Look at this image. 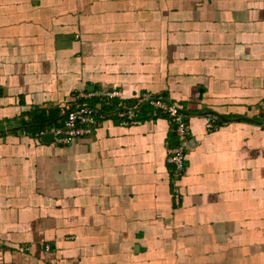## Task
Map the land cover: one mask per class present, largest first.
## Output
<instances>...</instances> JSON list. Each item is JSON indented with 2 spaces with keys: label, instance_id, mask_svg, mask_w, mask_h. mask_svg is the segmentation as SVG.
Segmentation results:
<instances>
[{
  "label": "crops",
  "instance_id": "obj_1",
  "mask_svg": "<svg viewBox=\"0 0 264 264\" xmlns=\"http://www.w3.org/2000/svg\"><path fill=\"white\" fill-rule=\"evenodd\" d=\"M112 90L184 111L180 182L148 109L90 98L68 145L23 126ZM0 264H264V0H0Z\"/></svg>",
  "mask_w": 264,
  "mask_h": 264
},
{
  "label": "built area",
  "instance_id": "obj_2",
  "mask_svg": "<svg viewBox=\"0 0 264 264\" xmlns=\"http://www.w3.org/2000/svg\"><path fill=\"white\" fill-rule=\"evenodd\" d=\"M73 97V96H72ZM102 97L111 100L120 101L121 93L117 90L102 93H79L73 97V102L59 105L61 113L64 115L63 121L59 126L49 129L53 140L58 145H68L77 140L87 138L92 133L97 121L103 119L108 114L101 108L100 104L91 103L90 98ZM138 104L132 108H123L120 103L116 105L111 115L116 116L123 125L137 124L136 112L140 110L143 103L151 105L153 114H165L170 119L176 136V144L168 150L167 162L172 166L174 184L180 182L185 173V154L188 149V127L186 115L180 111L176 105L169 104L161 97H152V94L143 93L137 97ZM215 118H209L206 127L216 129ZM46 131L37 133L34 138H39L46 134ZM175 200L178 201V194L175 193ZM48 251V246H45Z\"/></svg>",
  "mask_w": 264,
  "mask_h": 264
},
{
  "label": "trees",
  "instance_id": "obj_3",
  "mask_svg": "<svg viewBox=\"0 0 264 264\" xmlns=\"http://www.w3.org/2000/svg\"><path fill=\"white\" fill-rule=\"evenodd\" d=\"M142 94H143V93H141L140 95H142ZM152 97H161L163 100L167 101L169 104L175 105L174 103H171V102H170L165 96H163V95H152ZM91 103H94V101H93V102L91 101ZM117 103H119V102L113 100V102H112V106H110V110L114 109V108L116 107V104H117ZM136 104H138V99H137V98L135 99V101H134V105H132L131 108L134 107ZM140 106H142V107L140 108V111H137V112L135 113V114H136V119L138 118L137 115H138L141 111H145V110H147V109L150 111L152 117H165V118L168 120V122H169V124H170V126H171V129H172V132H173V134H174V138H175V144H176V136H175V132H174V127H173V125H172L170 119L168 118V116L165 115V114H160L159 112H158L156 115H154V114H153L154 111H153L151 105H149V104H145V105H143V103H142V104H140ZM144 109H145V110H144ZM180 111H181L182 113H184V111H183L182 109H180ZM184 114H185V113H184ZM185 115H186V114H185ZM63 118H64V115L61 114V117H60L59 121L57 122V121H55V120L52 119V118L44 119L43 116L37 115V116H35V117H32V120H31L30 122H25V123L23 124V126H24V128H26V130L28 131V133H29L32 137H34L37 133H40V132L44 131L45 129H50V128H52V127L59 126V125L62 123ZM186 119H187V118H186ZM218 119H219V118H218ZM137 120H138V119H137ZM219 124H223L221 119H219V123H217V126H219Z\"/></svg>",
  "mask_w": 264,
  "mask_h": 264
},
{
  "label": "water",
  "instance_id": "obj_4",
  "mask_svg": "<svg viewBox=\"0 0 264 264\" xmlns=\"http://www.w3.org/2000/svg\"><path fill=\"white\" fill-rule=\"evenodd\" d=\"M48 138H49L50 140H53V136H52V134L49 133V134H47V135H44L41 139H42V141H44V139L47 140Z\"/></svg>",
  "mask_w": 264,
  "mask_h": 264
}]
</instances>
